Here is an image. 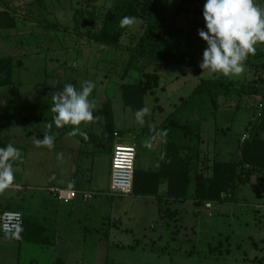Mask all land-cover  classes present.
Segmentation results:
<instances>
[{"label": "rangeland", "instance_id": "obj_1", "mask_svg": "<svg viewBox=\"0 0 264 264\" xmlns=\"http://www.w3.org/2000/svg\"><path fill=\"white\" fill-rule=\"evenodd\" d=\"M3 1L14 8L19 16L25 18V20H19L23 23L21 29L25 28L24 32L22 33L21 30L12 38L15 42L21 41L25 48L26 58L33 59L31 65L25 64L24 67L27 70L46 69L49 74L53 71V74L48 76L47 83L63 85L81 84L85 80L94 82L97 85L96 98L100 101L107 98L111 102L115 127L120 130L119 133L135 135L131 129L138 127L139 123L136 122L134 113L129 108L123 107L120 100V85L134 83L138 77L137 71L134 70H131L125 77L121 76L125 62L129 57L128 52L110 47L105 50L102 45L89 41L85 35L79 33L87 31L83 27V20H92L98 28L106 9L113 0H95L88 7L89 12L85 6L86 0H48L46 2L48 8L45 11L27 6L25 3L29 0ZM181 2V0H157V8L163 10L165 18L174 27L163 47L175 52L181 50L193 18V13L190 11L193 5ZM205 2L206 0H202L198 3V12L202 13L198 14L197 18L203 23ZM259 6L264 8L263 3ZM77 9L85 12V18H78L76 22L73 15ZM141 30V21L136 18V23L127 27L126 34L128 36L135 35ZM128 36L124 35L121 38V43L127 45ZM256 50L261 55L255 58L251 57L250 61L252 63L264 62V44H257ZM85 68H89V75L82 72ZM146 70L154 71L159 75V84L155 89L154 96L145 98L144 107L150 110L149 117L151 110L155 107L153 109L154 119L161 121L174 109L179 108L183 111L178 113V118H182V116L185 118L184 113L187 114L186 119L197 117L196 110L190 108L191 104L183 107H180V104L200 81L240 82L251 79L255 69L246 65V71L240 77H225L220 74L210 76L206 71L202 74L203 70L198 74H193L189 67L160 61ZM258 73L264 76V70L258 71ZM29 77L33 79V82L43 81L42 75L33 74ZM154 98H157V105L153 102ZM218 101L224 105H221L214 115L205 117L201 127L205 139H213L217 142V150L228 152L227 155L219 154L218 156L217 154V159L227 161L234 159L236 143L244 134L247 124L251 120L250 116L256 112L259 99L255 96L243 97L238 106H235L237 100L220 98ZM156 106H159L160 109ZM95 116H98L97 112ZM151 123L148 119L147 124L155 125ZM96 125L98 122H95V128ZM138 140L137 145L140 150L138 149L137 152L141 156L142 163L140 164L144 165L143 163H149V148L144 147L145 139L138 138ZM103 141L106 142L107 137H104ZM104 147L106 148L107 145ZM101 156L104 157V155ZM164 190V187H160L158 195H162ZM27 193L31 192L27 191ZM33 193L37 195L32 198L26 194L23 204L30 208L28 209L29 214L33 213L36 216L40 213V201H43L39 196L45 195V193L40 191ZM109 196L101 197L108 205L106 216L111 223L108 232L109 239L111 241L115 239L120 243L138 239L145 242L146 240H142V237L146 235L155 241L156 248H165L166 254L159 257L161 259L158 264H238L236 261L245 254L250 260L254 257L258 260L248 261L247 264H264V174L256 172L246 184L238 187L236 197L239 204L243 202L248 204H240L232 211L231 209L226 210V214L221 220L217 219V213H212L209 216L200 207L191 203L173 205L171 210L177 209L178 217L166 214L167 216L163 220L161 215L157 216V206L162 207V203L151 205L140 198L133 201L128 197ZM17 197L12 190L0 193L1 201L2 198H6L11 203V209L22 212V206ZM180 209H183V212ZM104 213L103 208L102 214ZM80 216L83 218H80L81 222L79 223H91L90 212L88 214L80 213ZM75 220L76 218L72 214L69 221L74 222ZM109 221L105 223L107 224ZM151 225L153 228H150ZM155 236H159L161 241L158 242ZM218 241L222 243L219 250H217ZM236 245H239L240 249L236 248ZM80 248V245L72 247L71 252L64 257L57 253L52 246L10 239L0 233V264H55L58 255L63 257L65 264L90 263L92 250ZM227 249L228 253L225 256ZM190 251L192 253L188 255L187 253ZM217 251L222 252L223 259L217 257ZM110 254L132 257L135 252L113 251Z\"/></svg>", "mask_w": 264, "mask_h": 264}, {"label": "crops", "instance_id": "obj_2", "mask_svg": "<svg viewBox=\"0 0 264 264\" xmlns=\"http://www.w3.org/2000/svg\"><path fill=\"white\" fill-rule=\"evenodd\" d=\"M255 3L259 6L262 3L264 4V0H255ZM6 8L11 10L14 9L7 2L0 0V12L7 10ZM18 17L15 29L4 30L0 28V59L11 58L13 59V62L17 64L11 70L10 82L0 86V147H6V144L12 143L22 153V158L13 163L15 175L13 184L21 187L22 189L7 190H12L14 195L18 196L17 198H19L18 200L19 203H21L23 210L22 212H18L28 217L31 224V228L28 229V232H32L33 234H37L39 232L45 239L42 244L52 246L57 253L62 256L64 255V257H66V254L71 252L72 247H76V245H80V249L85 248L86 250H92L93 253L91 254V262L88 264H158L159 259H161L159 257L166 254L165 248H156L155 241H152L151 238L146 235H143L142 237V240H146L145 242L138 239L128 241V243H120L115 239L112 241L109 239L108 232L111 227V223L106 216V212H108V210L106 211V208L108 205L104 203L101 197L109 195H111L109 197L117 196L112 195L109 192L110 157L113 145H129L131 143H135V169L147 171H157L159 169L160 156L164 151L161 138H158L153 142L152 148L148 150V153L150 154L148 159L149 163H143L144 165L140 164L142 162L140 161L141 156H139V153L137 152L138 149L140 150L137 145V141L139 142L138 138L145 140L149 138L140 135L141 129L150 126H157L165 118L161 121L158 119L156 121L154 119V107L151 110V116L149 117L148 114L144 117L145 123L142 126H140L141 124H138V127L131 129L134 131L133 133L135 135H131L130 133L120 134V130L115 127L114 112L111 105L113 115L112 131L113 133L116 132L118 135L117 137H113L112 134V137H110V135L104 134L106 129L104 120V105L107 102L111 104V102L107 98H104L101 101L96 98V85L89 99H95L97 102V109H100L95 110L93 112V116L95 117L97 112L98 116H102L103 118L98 121L96 128L95 122H82L80 128L82 131L87 133V140L80 135L68 136L67 133L72 131V126L57 128L53 124L52 129L48 130L46 124L47 122H50L54 116V113L51 111L52 96L56 92L62 91L65 84L47 83V79L49 78L48 76H51L53 71L49 74L46 69L40 68L27 70V68L24 67L25 64L31 65L33 63V59L26 58L27 55L25 48L23 47V43L21 41L15 42L12 40V38L16 36L19 31L22 30L23 33L25 29H21L23 27V23L19 22V20H25V18L19 15ZM9 21L5 20V24H9ZM125 36L128 35L126 34ZM121 44L122 46L128 45H126V43ZM103 48L105 49L107 47L103 46ZM24 59H26V62H24ZM82 72L89 75V68H85ZM33 74L36 76L42 75L43 81L33 82V79L29 77V75ZM72 85H74L78 90L81 87V84L74 83ZM148 96H154V93ZM153 102L157 105V98H154ZM121 105L123 106L122 101ZM156 108L160 109L159 106H156ZM190 108L192 110L195 109L193 106ZM175 110L176 109H174L173 112ZM195 110L197 117L193 119L188 118L187 120L198 119L199 115L197 109ZM182 111L183 109L179 110L178 113ZM183 115L185 118L182 116V118H180L182 121L187 118L186 113ZM148 119L152 122L151 124L155 125L147 124ZM204 119L205 117L202 118L200 132L197 133L198 135L196 137H181L177 133H171L170 135L171 139L177 143L189 146V154L191 156L189 187L191 186V192L195 187L194 178L197 172L201 171L205 175H208L211 171L210 167L212 162L218 158L217 154L218 156L219 154H228V152L222 151L221 149L217 150V142L213 139L204 138L201 127ZM45 131H49V134L55 135L54 148L49 149L47 147H37L35 145L33 137L43 139ZM104 137H107L106 142L103 141ZM104 145H107V147L105 148ZM237 145L238 141L236 143V147ZM104 152L106 156L103 154ZM101 155H104V157ZM143 162H145L144 159ZM257 173L264 174L261 172ZM249 179L239 186L246 184ZM160 187H164L165 190L164 193L162 195H158V197H142L135 195L119 197H128L133 199V201L140 198L145 200V203H150L151 205L162 203V207L156 206L157 216L161 215L163 220L167 216L166 214L173 215L175 218L178 217L179 211L177 209L171 210V207L175 204L183 205L185 203H191L200 207V209L209 216H211L212 213H217V219L219 218L220 220L226 214V210L231 209L232 211L233 208L240 206V204H248L247 202L239 204L238 198L236 197L238 187L234 191L233 195L231 197L229 196L230 198H228L227 201L205 202L202 205H197L192 199H187L185 201H173L166 196L167 183L162 182L159 188ZM50 188L86 190L93 193L94 196L89 201H84L77 197L71 202L63 204L56 200L54 194L49 191ZM27 191H30L31 193H27ZM39 191L45 193V195L42 194L39 196L43 199V201H40L39 204L41 205L40 213L35 216L33 213L29 214L28 209L30 208L24 205L23 201L24 198H26V194L29 198H32L37 195L33 192ZM2 199L3 200L1 201L0 198V206H11V203L6 198ZM205 204H210V207L205 208ZM103 208L105 210L104 214H102ZM10 210L14 209L10 208ZM180 211L183 212V209H180ZM89 212L91 214V223H79L81 222L80 218H83V216H80V213L88 214ZM72 214H74V217L76 218L74 222L69 221ZM106 221L109 222L106 224ZM113 222L115 224V221ZM32 225L37 226V230L33 228ZM150 228H153V226L151 225ZM155 239L158 242L161 241L159 236H155ZM220 246H222V243L221 241H218L217 250H219ZM239 247V245H236V248L240 249ZM113 251H129L133 253L135 252V254L132 257L126 255L117 256V254L111 255L110 252ZM191 253L192 252L190 251L187 254L191 255ZM225 253V256H227L228 249ZM217 254V257L223 259L221 251H217ZM61 255L57 256L55 264H65ZM156 256L158 258H155ZM248 261L255 262L258 260L255 257L250 260L245 254L242 255L236 262L238 264H247ZM83 263L84 262L81 264Z\"/></svg>", "mask_w": 264, "mask_h": 264}, {"label": "trees", "instance_id": "obj_3", "mask_svg": "<svg viewBox=\"0 0 264 264\" xmlns=\"http://www.w3.org/2000/svg\"><path fill=\"white\" fill-rule=\"evenodd\" d=\"M48 0H29L25 3L39 11L47 10ZM95 0H86L85 6L93 4ZM182 4L193 5L191 26L188 28L187 38L179 52L164 48L163 44L172 34L174 27L165 18L163 10L157 8V0H113L106 9L100 26L97 28L92 20H83L86 32H79L86 39L105 47L126 50L129 54L125 62L122 75L125 77L131 70L137 71L138 77L134 83L121 85V101L124 107H129L135 113L144 107V99L152 95L159 84V75L146 69L157 62L173 63L189 67L193 74H198L202 69V62L206 42L198 35V29L205 30V22L199 21L198 3L202 0H181ZM4 2V1H3ZM0 12V28L15 29L19 18L16 11L6 8ZM27 10V9H26ZM84 11L79 9L73 15L74 21L84 19ZM43 15V14H42ZM39 16V15H38ZM124 16H134L141 21V31L130 34L128 45L122 46L121 38L126 35L127 27H120V20ZM91 19V18H90ZM5 20H10L5 24ZM80 31V30H79ZM206 31V30H205ZM261 55L256 50L255 55H250L246 61L249 68L255 69L252 78L243 81L202 80L193 89L191 94L181 101L180 107L190 105L197 109V120L182 121L177 117L181 108L170 113L156 129H167L166 142L161 139L164 151L160 156V167L157 171L134 170L132 195L142 197H158L159 186L167 183L166 196L173 201L192 199L197 205L205 202H223L230 198L236 188L244 183L255 172L264 171V76L258 71L264 70V62L252 63L250 58ZM17 64L11 58L0 59V86L10 82L11 70ZM139 66V67H137ZM258 97L256 112L252 113L244 134L247 138L241 143L238 140L236 155L228 161L214 160L208 175L197 172L195 187L190 191L189 172L191 156L189 146L182 145L171 139V133L181 137H196L200 132L203 117L212 116L217 109L224 105L218 100H237L235 106L241 103L243 97ZM220 103V104H219ZM104 120L106 129L104 134H113V115L111 104L104 105ZM150 127L140 130V135L150 137ZM243 135V134H242ZM241 135V136H242ZM241 138V137H240ZM230 196V197H229ZM10 210L8 206H0V213ZM22 216V228L19 233L3 235L14 240L29 241L42 244L45 239L38 232H28L31 228L28 217ZM37 230V226L32 225ZM32 228V229H33Z\"/></svg>", "mask_w": 264, "mask_h": 264}, {"label": "clouds", "instance_id": "obj_4", "mask_svg": "<svg viewBox=\"0 0 264 264\" xmlns=\"http://www.w3.org/2000/svg\"><path fill=\"white\" fill-rule=\"evenodd\" d=\"M204 29H198L199 37L206 42L202 62L199 67L210 76L220 74L225 77H240L246 71V61L250 55L256 54V45L264 44V8L258 6L255 0H206L203 7ZM134 16H124L119 24L121 28L133 26ZM96 84L92 81H82L78 90L72 84H65L62 91L52 96L51 111L54 116L46 127L51 130L53 124L57 128L72 126L68 136L80 135L88 139L82 131V122H98L102 116H93L97 110L95 99H89ZM149 109L143 107L135 113L137 123L143 125L144 117ZM150 137L145 140L144 147L152 148L158 138L168 136L167 129H156L150 126ZM37 147H55V135L45 131L43 139L33 137ZM22 158L21 151L12 143L0 147V193L10 188L15 180L13 163ZM163 159V155L161 156Z\"/></svg>", "mask_w": 264, "mask_h": 264}, {"label": "built area", "instance_id": "obj_5", "mask_svg": "<svg viewBox=\"0 0 264 264\" xmlns=\"http://www.w3.org/2000/svg\"><path fill=\"white\" fill-rule=\"evenodd\" d=\"M113 133V137H117ZM247 138L243 134L240 138L242 143ZM136 145L116 144L112 146L110 157V175H109V192L117 196H130L133 189V177L135 170ZM8 189L20 190L19 186L12 185ZM49 191L54 194L57 201L67 204L77 197L84 201H89L94 194L86 190L50 188ZM210 204H205L209 208ZM22 228L21 213L15 210H4L0 213V233L2 235H12L19 233Z\"/></svg>", "mask_w": 264, "mask_h": 264}]
</instances>
